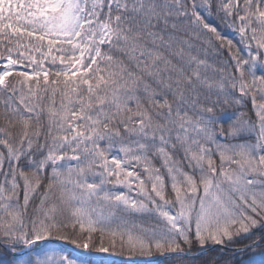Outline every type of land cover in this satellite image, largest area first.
<instances>
[{
  "label": "trees",
  "instance_id": "obj_1",
  "mask_svg": "<svg viewBox=\"0 0 264 264\" xmlns=\"http://www.w3.org/2000/svg\"><path fill=\"white\" fill-rule=\"evenodd\" d=\"M54 4L55 0H0V69L5 61L12 64L0 84V147L19 141L15 154L5 151L8 165L3 168L7 184L14 181L10 192L18 202L3 213H21L20 227L25 230V243L11 248L52 238L123 257H150L169 251L196 253L215 243L240 247L260 237L264 222L254 227L244 220L228 226L229 234L222 230L218 240L205 233L201 239L189 235L155 243L147 236V227H167L157 212H123V220L114 226H88L74 214L49 169L36 164L40 154L36 151L43 145L45 150L52 139L67 141L55 122L58 109L69 100L76 108L77 124H87L88 115H97L91 130L102 144L131 139L134 123L141 124L145 136L155 142L168 123L176 127L186 115L196 119L200 94L206 95L209 88L215 92L213 98L218 77L227 81L231 76L235 84L240 77L247 78L246 68L238 66L247 59L252 35L264 40V0H60L59 6ZM65 12L77 20L70 32L59 29ZM252 49L261 53L260 47ZM220 95L224 98L226 92ZM248 95H241L246 105H250ZM225 98L229 105L220 107L232 104V96ZM190 103L196 105L191 108ZM72 114L65 113V124ZM221 124L219 129L226 133L228 123ZM25 149L29 151L24 153ZM162 174V198L175 201L177 188ZM26 186L34 192L25 202ZM194 214L189 213L191 224ZM37 224L39 228H34ZM2 233L0 228V238ZM0 253L11 256L1 247ZM4 260L0 257V262ZM257 260L264 262V238L244 250L215 246L196 256H166L150 264Z\"/></svg>",
  "mask_w": 264,
  "mask_h": 264
},
{
  "label": "rangeland",
  "instance_id": "obj_2",
  "mask_svg": "<svg viewBox=\"0 0 264 264\" xmlns=\"http://www.w3.org/2000/svg\"><path fill=\"white\" fill-rule=\"evenodd\" d=\"M59 4L60 0H55L54 5ZM66 14L68 12L63 14L59 29L70 32L77 20ZM252 39L254 42L247 44L252 53L249 51L247 59L238 66L241 70L246 68L247 78L242 76L235 84L231 76L227 81L218 77L213 88L217 93L215 98L210 97L215 92L207 88L206 95L200 94V107L189 104L199 109L196 119L186 115L184 122L176 127L168 123L159 141L147 138L141 124L134 123L131 139L116 145L109 141L102 144L93 138L91 130L97 115H88L87 124H77L74 118L77 111L71 100L61 105L55 123L63 129L62 137L67 141L52 139L45 150L44 145L38 148L36 164L49 169L81 222L102 228L120 223L129 211L157 212L166 220L167 227H147L146 234L153 237L155 243L189 235L201 239L205 233L218 240L222 230L229 234L226 229L234 223L246 220L258 227L264 222V40L255 35ZM253 46L260 47L261 53L255 52ZM11 66L9 61L3 62L0 84L5 83ZM219 91L233 97L230 106L220 107L229 102ZM241 95L251 97L250 105H246ZM212 106L217 108L213 110ZM248 106L251 109H247ZM68 110L73 114L65 124L63 117ZM223 121L228 123L226 133L219 129ZM222 134L224 139H221ZM227 137L234 139L227 140ZM18 145L19 141L0 147V228L4 232L0 241L8 247L25 243V230L20 227L21 213H3L9 205L18 202L10 192L14 181L7 184L3 170L8 165L4 164L5 151L13 154ZM76 149L82 152L81 157ZM28 151L25 149L24 153ZM163 172L172 187L177 188L175 201L162 198ZM33 192L34 189L26 186L23 200L26 202ZM250 211L256 216H250ZM189 213H195L192 224ZM34 228H39V224ZM0 257L5 259L0 264H114L68 254L56 244H47L19 256L0 253ZM247 264L264 262L257 260Z\"/></svg>",
  "mask_w": 264,
  "mask_h": 264
},
{
  "label": "water",
  "instance_id": "obj_3",
  "mask_svg": "<svg viewBox=\"0 0 264 264\" xmlns=\"http://www.w3.org/2000/svg\"><path fill=\"white\" fill-rule=\"evenodd\" d=\"M224 138H225V135L222 134L221 139H224ZM263 238H264V233L260 237H258L255 241L248 243L246 245L240 246V247L225 246L221 243H215L213 245H210L208 248L202 249L201 251L196 252V253H189L187 251H169L168 253H160L157 256H150V257H123L121 255L112 254L106 251H96V250L88 249L85 247H79L71 243L65 242L63 240L52 239V238H42V239L30 241L22 250L18 252L10 251L7 248L6 250H8L9 253L17 256V255L25 254L26 252L33 250V249H39L48 243H56L60 245L61 247H63L64 249H66L67 252H73L81 256H85L87 258H109V259L119 260L120 262L136 263V262H152V261L160 260L166 256H175V255L196 256V255L202 254L203 252H206L214 248L215 246L224 247V248L234 250V251H239V250H244V249L254 246L257 242L261 241ZM0 244L2 245L1 242ZM64 260H66V257H64Z\"/></svg>",
  "mask_w": 264,
  "mask_h": 264
},
{
  "label": "flooded vegetation",
  "instance_id": "obj_4",
  "mask_svg": "<svg viewBox=\"0 0 264 264\" xmlns=\"http://www.w3.org/2000/svg\"><path fill=\"white\" fill-rule=\"evenodd\" d=\"M0 247H1V249H2L3 251L7 252V250H6L7 246L4 247V246H2V245L0 244ZM8 248H9V247H8ZM8 253H9V252H8Z\"/></svg>",
  "mask_w": 264,
  "mask_h": 264
}]
</instances>
